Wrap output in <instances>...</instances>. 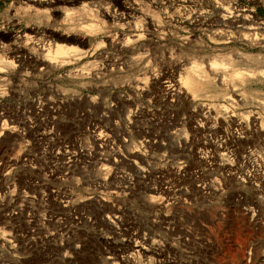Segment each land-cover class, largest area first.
Here are the masks:
<instances>
[{
  "label": "rangeland",
  "instance_id": "374dc122",
  "mask_svg": "<svg viewBox=\"0 0 264 264\" xmlns=\"http://www.w3.org/2000/svg\"><path fill=\"white\" fill-rule=\"evenodd\" d=\"M58 7L0 0V264H264V0Z\"/></svg>",
  "mask_w": 264,
  "mask_h": 264
},
{
  "label": "bare ground",
  "instance_id": "6f19581e",
  "mask_svg": "<svg viewBox=\"0 0 264 264\" xmlns=\"http://www.w3.org/2000/svg\"><path fill=\"white\" fill-rule=\"evenodd\" d=\"M32 4L36 5V6H48L50 7V10L53 11V12H59L60 9H59V5L60 4H63L66 0H29ZM236 10V9H235ZM233 11V10H232ZM227 15L223 16L222 18V22L221 24L224 25L225 24V21L229 20V17H228V14L231 15L230 18H232V20H234V22H237V24L239 23V21H248V18H250L249 16H247L246 14H244L243 10L242 11H234V12H231V10L229 12L226 13ZM113 18H115V16L113 15L112 16ZM201 19H204L203 17H201ZM200 19V20H201ZM205 20V19H204ZM253 20V19H252ZM251 22V19L249 20ZM224 22V23H223ZM232 22V21H231ZM253 23V22H252ZM262 23V22H261ZM236 24V23H235ZM255 24V23H254ZM233 25V24H232ZM243 25H245L243 23ZM251 27V26H250ZM249 27V28H250ZM247 28V26L245 27V29ZM256 28V27H255ZM240 29V28H239ZM248 29V28H247ZM258 29V28H256ZM244 30V29H243ZM250 30V29H249ZM264 30V29H263ZM252 31V30H251ZM256 35V34H255ZM66 39V38H65ZM66 53L65 52V47L64 46H58V45H55V54H64ZM48 55V54H47ZM234 57H232L235 60L238 61V63H243V64H250V63H253L256 62V63H261L262 65L264 64V55H252V54H248V53H244V52H235ZM47 57V56H46ZM45 56L42 57V59L39 61L41 65H44V61H45ZM55 58V57H54ZM53 60V58H51ZM51 63H54V62H51ZM192 64V62H191ZM245 64V65H246ZM199 64L197 63H193V65L191 67H189L186 72H185V82L186 84L189 85L190 89L192 91H199L200 90V82L202 81H205V82H208V81H212L214 80L215 78L217 80H222L223 79H220V75H218V72L215 71L214 68H216L218 66V64L214 61L211 63V66H208L210 67L208 70H205L204 68H199ZM245 73V72H244ZM246 76V74H244ZM261 75H263L264 77V73H261ZM259 74V76H261ZM213 76V78L211 77ZM236 77H243V73L241 74H237L235 75ZM258 76V75H257ZM219 82V81H218ZM177 84V83H176ZM172 87V86H171ZM171 96H175L176 97V94L175 93H170ZM256 122H257V118H254L252 120V123L253 125L255 126L256 125ZM240 125V123H238ZM169 130V129H168ZM95 132L97 133L96 135H94V143L95 144H99V145H102V142H104V138H103V135H101V132H97V130H95ZM170 136V135H169ZM173 136V135H171ZM167 141L169 144L171 145H174V146H177V144H179L180 140L178 138H176L175 136L174 137H170V138H167ZM125 142V141H124ZM123 143V142H122ZM125 144V147H126V143ZM123 145V144H122ZM118 152V151H117ZM111 155V154H109ZM65 156H68V152L65 153ZM113 156H116L117 158H121L120 154H115ZM113 158V157H112ZM116 158V159H117ZM69 159V158H68ZM119 161V159H117ZM102 166V165H101ZM103 170L102 167L100 168H97V171L99 173L98 176H100V172ZM97 182L99 183V181L97 180ZM128 182H129V179L126 180V184L128 185ZM97 183V184H98ZM102 183V182H100ZM104 183V182H103ZM104 185V184H103ZM125 188V187H124ZM119 190V189H118ZM127 190V189H126ZM128 191V190H127ZM118 195V194H117ZM64 203H68V201H64ZM117 218L116 217H106L105 218V223L108 224L111 228H116L115 226L117 225ZM50 236V235H49ZM6 239H3L2 240V244L3 246L5 247V249L7 250H11V241L9 238L5 237ZM134 238V237H133ZM65 241V240H64ZM1 244V243H0ZM145 247V246H144ZM61 251L60 253H58V255H60V257L62 259H69L73 254L76 255L75 253L78 252L79 250V246H72V251L74 252H66L63 247L61 246L60 247ZM140 248V250H139ZM70 249V250H71ZM132 250L131 251H134V252H140L142 250V253L143 255L144 254H147V250L141 248V246L136 243L132 246L131 248ZM138 250V251H137ZM59 251V250H58ZM73 253V254H72ZM73 255V256H74ZM104 255L106 256L105 258V263L106 264H118L117 262L119 258H117L118 256L116 255H112L110 253H104ZM132 257H133V253L129 256H125L123 257V259H120V264H129L132 260ZM145 257V256H144ZM147 257V256H146ZM72 258V257H71ZM104 258V257H103ZM9 264V263H8Z\"/></svg>",
  "mask_w": 264,
  "mask_h": 264
}]
</instances>
